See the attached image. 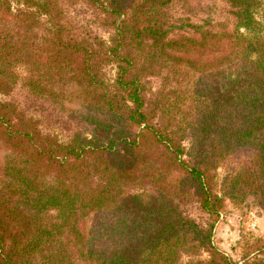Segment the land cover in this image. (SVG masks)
Wrapping results in <instances>:
<instances>
[{"label":"trees","instance_id":"trees-1","mask_svg":"<svg viewBox=\"0 0 264 264\" xmlns=\"http://www.w3.org/2000/svg\"><path fill=\"white\" fill-rule=\"evenodd\" d=\"M172 1L0 0V93L20 80L54 102L68 93L94 126L61 141L0 100V264H234L212 229L224 198L264 211V0H225L232 27L181 35ZM155 76L191 88L146 97ZM229 158L219 195L212 170ZM192 197L205 227L178 208Z\"/></svg>","mask_w":264,"mask_h":264},{"label":"rangeland","instance_id":"rangeland-1","mask_svg":"<svg viewBox=\"0 0 264 264\" xmlns=\"http://www.w3.org/2000/svg\"><path fill=\"white\" fill-rule=\"evenodd\" d=\"M165 10L171 35L188 34L191 29L188 24H203L206 21L216 27H220L221 25L218 24L223 23L232 27V19L229 14L230 7L225 0H173L166 6ZM206 26L209 27V25ZM92 28L102 39L108 40L110 31L106 27L93 26ZM100 75L107 83H113L116 76V63H101ZM146 87V97H153V94L156 95L162 88L189 89L191 84L179 83L177 85L171 83L168 86L166 82L163 83L160 76H155L146 80ZM43 96L37 92H32L20 80L5 94L0 93V100H4L12 107L21 110L25 115L31 117V120L35 121V125L40 130L55 134L61 141H67L75 133H88L94 127L84 120L85 114L88 113L84 108L74 103H68L70 99L68 93L65 98L55 102L46 98L50 95ZM72 99L75 97H71ZM96 115L100 118L104 117V115ZM165 118L166 116L158 117L154 121ZM178 124V121H174L173 126ZM179 134L182 135V146L185 151H188L191 146L189 131L180 129ZM183 158L186 159L188 156L184 153ZM236 161L237 159L229 158L223 165L212 170L214 187L219 195H221L223 180L233 173L232 169L237 166ZM194 198L178 200V208L185 217L191 218L197 224L205 227L208 225L207 223L212 221V216L203 210ZM95 220L96 217L93 218V223ZM91 222L92 220H86L83 225L87 227L91 225ZM211 239L212 245L225 253L234 264H264V211L256 203L253 196H247L239 204L224 198L220 213L214 221ZM196 253L198 254L195 257L190 252L188 255L195 259L208 260L209 258V253L203 249L197 250ZM189 256L184 254L182 258L185 260L190 258Z\"/></svg>","mask_w":264,"mask_h":264}]
</instances>
